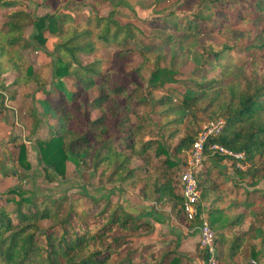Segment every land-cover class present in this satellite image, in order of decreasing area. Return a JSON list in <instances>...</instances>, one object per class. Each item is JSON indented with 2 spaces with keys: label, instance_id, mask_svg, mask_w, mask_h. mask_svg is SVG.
Wrapping results in <instances>:
<instances>
[{
  "label": "rangeland",
  "instance_id": "obj_1",
  "mask_svg": "<svg viewBox=\"0 0 264 264\" xmlns=\"http://www.w3.org/2000/svg\"><path fill=\"white\" fill-rule=\"evenodd\" d=\"M4 2L13 6L0 9V27L10 15L19 14L16 18L22 33L15 48L32 66L40 82L22 79L19 72L6 73L4 91L8 101L3 104L0 115V204H4V193L13 187L50 202L65 195L66 204L72 201L78 213L96 211L106 204L103 201L99 205L97 200L108 198L126 212L141 217L139 223H146L145 228L120 242L123 249L119 259L130 251L159 255L172 252L176 253L179 264H207L197 233L187 227L181 216L172 214L173 200L167 197L161 204L155 203V187L170 181L176 193H180L178 179L188 150L177 152L176 147L185 137H195L204 124L211 121L201 111L192 114L180 109L183 95L189 89L198 91L197 84L225 85L237 73V66L248 57L240 47L258 35L264 37V13L256 9L255 0H220L213 6L203 7L199 5L200 0H122V5L118 0ZM55 11L71 16L77 32L92 31L89 40L94 51L80 55L83 64L99 62L104 72L113 73L119 82L127 83L136 91L130 100L131 124L125 131L134 149L124 148V142L117 146L123 155L130 157L129 169L133 172L126 182L112 177L113 168L95 169L93 151L80 164L71 158L65 179L50 182L45 178V164L40 160L37 142L49 138L51 125L56 122L44 114L39 99L45 97L42 87L51 91L46 97H57L58 91L53 87L56 82L53 51L59 40L45 32L46 42L40 44L33 37L36 30L32 21ZM113 11L118 12L115 20L131 30L130 41L122 47L107 45L98 38V19L108 17ZM181 19L190 24L179 23ZM23 44L29 46L22 48ZM225 45L231 50L226 52L220 65H215L205 48L221 51ZM118 53L120 56H116ZM171 60L177 70V81L151 86V73L157 66L169 67ZM113 65L120 69L118 73L110 71ZM64 81L67 86L73 83L68 79ZM169 95L173 96L168 98ZM97 97L96 89L84 91L71 104L75 119L69 127L75 131V136L88 129L84 118L87 113L90 120L101 115L92 106ZM33 115L37 116L36 124ZM22 143L27 148L24 162L18 157ZM147 144L150 145L144 155L134 154L135 149ZM159 146L165 153L158 150ZM167 158L176 166L169 167ZM235 158L243 159V156ZM199 183L205 209L221 210L220 217L225 219L227 230L222 238L216 239L220 264H264V157L242 163L234 159L221 160L208 152ZM47 225L48 222L41 224L42 227ZM214 231L218 233L219 229ZM237 237H240L239 242ZM234 243H239L236 250H233Z\"/></svg>",
  "mask_w": 264,
  "mask_h": 264
},
{
  "label": "trees",
  "instance_id": "obj_2",
  "mask_svg": "<svg viewBox=\"0 0 264 264\" xmlns=\"http://www.w3.org/2000/svg\"><path fill=\"white\" fill-rule=\"evenodd\" d=\"M118 2L124 4L122 0ZM218 2L220 0H200L199 5L213 6ZM11 6V3L0 0V9L5 10ZM255 7L261 14L264 13V0H255ZM116 14L118 12L113 11L108 17L98 19V38L107 45L118 44L122 47L130 41L132 34L129 26L121 25L115 20ZM18 15H10L8 21L0 27V80L3 90L7 72H19L22 79L30 80L31 83L40 82L32 66L24 61L20 51L15 48L19 45L22 33V27L16 18ZM73 23L71 16L58 14L57 11L32 21L36 30L33 37L40 44L44 45L46 42L43 36L45 32L59 40L53 51V77L56 81L53 87L58 91L57 97H46L51 91L47 92L42 87L41 91L45 97L39 99L44 114L54 118L56 122L51 125L49 138L37 142L40 160L45 164V178L50 182L56 178L65 179L67 163L71 158L80 164L82 159L93 151L95 169L101 166L104 170L113 168L112 177L119 182H126L133 172L129 169L130 157L123 155L117 146L124 142V148L134 149V144L129 143L125 131L131 124L130 100L136 91L131 90L127 83L119 82L113 73L104 72L99 62L87 65L82 63L80 55H88L94 51L89 40L93 33L91 30L77 32ZM179 23L190 24L186 19H181ZM9 34L12 36L7 37ZM168 38L171 40L173 37ZM86 39L87 42L84 43ZM27 46L29 44H23L22 48ZM240 49L247 52L248 57L237 66V73L230 77L225 85L215 86L213 82H207L197 84L198 91L189 89L183 95L180 109L192 114L201 111L211 121L223 120L224 126L220 134L210 142L234 155H242L243 159L218 153L215 155L221 160L234 159L250 163L257 157H264V37L258 35L243 44ZM229 50L231 47L226 45L221 51L205 48L209 58H214L215 65L221 64L220 61ZM116 56H120V53ZM114 66L110 71L118 73L120 69H115ZM176 74L177 70L171 60L169 67H156L150 75L149 84L157 87L175 83ZM66 79L72 80L71 86L65 85ZM93 89L98 91V97L92 106L98 109L101 115L95 120H90L87 113V118H84L88 129L84 134L75 136V131L69 127L75 119L71 104L75 103L82 92ZM172 96L169 95L168 98ZM0 98L2 115L5 97ZM33 118L36 124L37 116L33 115ZM197 136L198 134L195 137H185L176 147V151L190 150ZM149 145L135 149L134 154L144 155ZM159 149L165 153L161 146ZM26 151V145L20 144L18 157L21 162L25 161ZM208 152L210 151H206ZM166 163H169L171 168L176 166V163L170 162L168 158ZM251 175L255 177L254 172ZM155 195L154 201L157 204H161L167 197L173 200L172 214L181 216L189 229L194 231L195 227L201 224L200 219H187L183 212V197L176 193L170 181L156 186ZM201 199L204 200L203 195ZM2 200L4 204H0V264H179L176 253L172 252L159 255L148 251H130L124 258L119 259L123 249L120 242L128 239L137 230L145 228L146 223H139L141 217L126 212L108 198L98 199L99 205L103 201H106V204L87 213H78L72 201L66 204L68 200L65 195L50 202L41 200L35 194L19 187L7 190ZM206 212L211 229H219L216 239L219 236L222 238L227 230L225 219L220 217L223 212H213L210 207ZM44 222H48V225L42 227ZM239 239L240 237H237V242ZM238 247L239 243H234L233 250ZM204 256L206 262L207 254ZM218 258L220 262L219 253Z\"/></svg>",
  "mask_w": 264,
  "mask_h": 264
},
{
  "label": "built area",
  "instance_id": "obj_3",
  "mask_svg": "<svg viewBox=\"0 0 264 264\" xmlns=\"http://www.w3.org/2000/svg\"><path fill=\"white\" fill-rule=\"evenodd\" d=\"M3 83L0 80V97L4 96L5 104L8 101L6 92L2 89ZM224 126V121H209L202 127L198 133L197 139L193 147L187 151V157L182 165V170L178 179L180 194L183 197V212L188 220H201V224L196 226V231L201 248L207 254V264H220L218 251L216 248V231L211 229L208 222L207 212L201 199L199 189L198 175L202 172L206 161V151L213 154L230 155L234 157H242V155H234L228 150L222 148L218 144L211 143L210 140L220 134Z\"/></svg>",
  "mask_w": 264,
  "mask_h": 264
},
{
  "label": "crops",
  "instance_id": "obj_4",
  "mask_svg": "<svg viewBox=\"0 0 264 264\" xmlns=\"http://www.w3.org/2000/svg\"><path fill=\"white\" fill-rule=\"evenodd\" d=\"M1 99V98H0ZM3 104H5V101L3 100Z\"/></svg>",
  "mask_w": 264,
  "mask_h": 264
}]
</instances>
